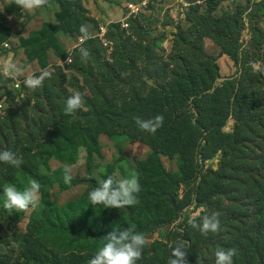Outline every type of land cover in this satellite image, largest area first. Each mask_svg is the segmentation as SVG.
Masks as SVG:
<instances>
[{
	"label": "rangeland",
	"instance_id": "rangeland-1",
	"mask_svg": "<svg viewBox=\"0 0 264 264\" xmlns=\"http://www.w3.org/2000/svg\"><path fill=\"white\" fill-rule=\"evenodd\" d=\"M136 1L50 0L48 6L22 14L14 0H0V150L23 160L19 168L0 163V255L15 264L31 249L28 226L34 210L8 215L3 188L16 180L27 185L24 158L41 151L60 126L98 131L101 155L94 156L92 173L101 182L100 171L116 162L120 180L132 174L120 157L133 166L146 159L158 132L140 131L133 117L163 114L165 123L174 126V138L193 139L189 175L177 185L173 220L145 234L142 256L148 264H168L172 249L184 240L190 245L187 264H215L218 248L238 249L234 264H264V4L156 0L123 31L125 7ZM73 16L76 20L67 24ZM82 24L92 33L83 43L78 39ZM47 25L57 30L62 52L44 51L41 45L24 48L23 42ZM81 47L91 53L87 63L80 58ZM209 64L220 69L213 89H198L193 98L180 101L171 88L174 79L200 73ZM44 71L49 76L42 86L15 89L16 80ZM217 88H223L218 102L230 111L222 131L231 138L223 150L214 151L207 139L213 110L203 100L211 101L207 97ZM77 91L84 105L65 115V100ZM155 91L164 93L161 101ZM160 158L167 171L180 174L178 155ZM59 166L51 160L53 169ZM67 167L73 178L85 179L86 150L81 148L78 162ZM87 187L84 181L67 190L55 186L51 199L64 205ZM213 212L222 226L217 234L201 235L188 223Z\"/></svg>",
	"mask_w": 264,
	"mask_h": 264
},
{
	"label": "trees",
	"instance_id": "trees-1",
	"mask_svg": "<svg viewBox=\"0 0 264 264\" xmlns=\"http://www.w3.org/2000/svg\"><path fill=\"white\" fill-rule=\"evenodd\" d=\"M74 18L71 17L67 24L76 20ZM5 31L9 33V30L5 29ZM56 32L57 30L51 25H47L42 31L35 33L30 40L24 41V48L41 45L44 51L52 50L59 54L62 49L55 38ZM35 49L38 47L36 46ZM208 66L200 73L190 71L174 79L171 88L180 101L193 98V93L198 89L201 91L213 89L216 73L220 69L215 64ZM222 89L217 88L214 95L207 97L211 101L203 100L210 107L209 111L213 110L207 139L214 151L223 150L224 144H227L231 138L222 131L230 118L229 109L222 105L223 102H218ZM154 94L160 96L159 101L164 97L163 92L155 91ZM173 129L174 126L166 124L164 120L163 127L158 130L156 138H153L151 153L146 159L136 160L135 166L124 157H120L122 162H127L132 173L135 172L139 176L141 186L138 194L139 203L121 209H105L103 205H96L93 208L88 199V193L100 183L92 173L94 156L101 155L99 132L83 130L69 123L60 126L54 138L47 140L41 151L29 153L24 158L26 173L23 179L26 183L32 178L39 181L42 201L34 209L28 226V242L31 249L25 251L24 261L15 264H69V260H72L70 264H87L101 247L102 238L112 231L113 225L121 229L134 227L137 231L146 234L172 221L173 207L178 201L177 185L188 179L189 154L193 147L192 138H174ZM198 135L200 132L195 138H198ZM81 148L87 153V176L80 181L73 178L70 184H65L64 169L78 162ZM160 154L172 158L178 155L180 174L167 171L161 162ZM53 159L61 163V166L53 169L51 167ZM117 171L119 167L116 162L108 164L104 171H100L99 179L101 182L108 176L116 179ZM83 181L88 187L80 198L64 205L58 204L56 199H51V190L55 186L67 190ZM15 182L18 189L24 188L25 185L21 181ZM260 213H262L261 224L264 227V211ZM0 264L13 263L8 257L0 255ZM137 264H148L145 256H142Z\"/></svg>",
	"mask_w": 264,
	"mask_h": 264
},
{
	"label": "clouds",
	"instance_id": "clouds-1",
	"mask_svg": "<svg viewBox=\"0 0 264 264\" xmlns=\"http://www.w3.org/2000/svg\"><path fill=\"white\" fill-rule=\"evenodd\" d=\"M50 0H14V5L21 9V13L33 12L37 9L48 6ZM78 39L83 42L92 38V33L87 24L79 27ZM80 58L87 63L91 53L88 49L79 48ZM23 69H17V74H22ZM49 76L44 71L40 76H29L24 83L27 88L35 89L42 86L43 80ZM84 105V98L80 92H73L65 100L64 114L74 115ZM137 128L142 132L155 134L163 127L164 116L157 114L151 118L133 117ZM0 163L19 168L23 160L11 150H0ZM71 167H65L63 180L65 184H70L73 177ZM141 191L139 176L133 172L127 178L116 180L113 176L100 182L89 193L90 205H103L105 209H121L134 206L139 203L138 194ZM2 206L7 210L8 215L13 212H24L36 209L41 201V184L35 178L29 179L27 185L21 190L14 184H7L3 188ZM193 229L198 230L201 235L207 236L209 233L217 234L222 231L219 214L216 212L204 215L199 222L194 219L188 221ZM102 245L88 264H137L142 259L143 249L147 244L145 233L137 231L134 227L121 229L113 225L112 231L102 238ZM190 245L184 241H179L172 249L168 259V264H187V250ZM238 255L236 248H218L215 251V264H234L233 258Z\"/></svg>",
	"mask_w": 264,
	"mask_h": 264
},
{
	"label": "built area",
	"instance_id": "built-area-1",
	"mask_svg": "<svg viewBox=\"0 0 264 264\" xmlns=\"http://www.w3.org/2000/svg\"><path fill=\"white\" fill-rule=\"evenodd\" d=\"M156 0H139L136 2H132L126 5L125 7V11H126V15L125 18L126 20L124 22H121V29L123 31H127L129 26H130V22L132 21V19H135L136 17H141L142 15H144V13L149 9V7L151 6L152 3H154ZM242 2L246 3V4H264V0H241ZM177 3H183V0H176ZM79 42H81L79 40ZM105 42V48H108L109 43H107V41ZM83 43V42H81ZM111 45V43H110ZM26 79V78H25ZM23 80H16V84H15V89L16 90H21L23 85H25Z\"/></svg>",
	"mask_w": 264,
	"mask_h": 264
}]
</instances>
